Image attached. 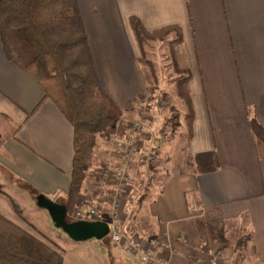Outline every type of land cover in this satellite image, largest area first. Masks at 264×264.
I'll list each match as a JSON object with an SVG mask.
<instances>
[{"label": "crops", "instance_id": "1", "mask_svg": "<svg viewBox=\"0 0 264 264\" xmlns=\"http://www.w3.org/2000/svg\"><path fill=\"white\" fill-rule=\"evenodd\" d=\"M78 4L100 84L122 109L148 92L130 19L138 18L150 31L176 27L192 104L191 133L182 156L212 152L217 158L215 168L207 172H199L182 157L166 161L163 138L148 128L143 147L147 149L152 137L157 142L152 165L158 175L135 205L133 200L122 203V228L146 246L168 240L170 248H156L162 257L181 264H209L206 246L211 241L222 246L227 229L237 224L243 232L239 239L247 234L242 246L233 245L238 261L264 260V153L251 125L256 120L264 129V0ZM115 146L110 153L116 152L119 160L121 152ZM73 155L72 124L52 99H44L40 83L6 55L0 35V169L51 199H64ZM89 181L80 196L95 189L87 188ZM23 190L29 194L22 202L25 211L39 210L35 196ZM0 214L31 233L3 193ZM84 242L94 253L84 254L75 264H141L108 237ZM56 247L52 248L63 253L67 264L65 252Z\"/></svg>", "mask_w": 264, "mask_h": 264}, {"label": "trees", "instance_id": "2", "mask_svg": "<svg viewBox=\"0 0 264 264\" xmlns=\"http://www.w3.org/2000/svg\"><path fill=\"white\" fill-rule=\"evenodd\" d=\"M130 21L141 50L139 63L144 64L148 61L144 58L146 45L176 29L150 31L138 18L132 17ZM175 33L178 36L175 42H180L179 31ZM0 35L6 55L40 83L44 99H52L73 126L70 188L64 199L54 200L66 205L68 220H76L71 213L93 164L97 139L109 134L110 126L122 116L123 109L100 84L78 0H0ZM182 70L186 77L179 80L177 92L186 108L184 118L189 140L190 75ZM151 77L155 83L154 71ZM150 88L149 93L155 90ZM251 125L259 146L261 141L264 147V129L256 120H252ZM216 160L212 152L185 157L186 163L195 164L199 172L213 170ZM22 184L34 196L40 193ZM0 193L7 194L20 213L13 197L4 189H0ZM246 240L239 239L237 245L242 246ZM0 264H64V255L0 214Z\"/></svg>", "mask_w": 264, "mask_h": 264}, {"label": "rangeland", "instance_id": "3", "mask_svg": "<svg viewBox=\"0 0 264 264\" xmlns=\"http://www.w3.org/2000/svg\"><path fill=\"white\" fill-rule=\"evenodd\" d=\"M176 36L175 31H169L164 37H161L162 39H154L146 45L144 58L148 61L145 64L140 63V65L146 74L147 87L155 88V90L139 95L134 104L131 103L123 109L122 116L110 126L109 134L105 137H98L94 149V161L86 177V180H95L94 183L89 181L87 188L95 189L91 191L88 189V192L86 190L83 196H79L71 215L75 208L81 205L84 208L99 209L107 219L111 218L112 211H114L115 216L120 221L119 211L122 203L133 200V205H135L137 199L144 193L148 182L158 175V171L152 165V162L157 159L158 150L155 149V146L158 144L152 137L151 143L145 144L147 149L143 147L144 144L140 140L143 138L142 130L146 132L149 128L153 132L155 129L154 132L159 133L163 138V145L165 146L163 157L166 161L177 157L178 159L181 157L185 159L186 156H182V150L186 148L189 128L187 121H184L186 108L182 99L178 97L177 88L179 80L185 78L186 74L182 70L185 65L183 48L179 46V42H175ZM153 71L156 74L155 83L151 77ZM136 121H140V125H137L134 130L133 123ZM116 133L119 136H116ZM125 134L133 137L131 144L134 149L132 153L130 152L131 155L129 154V169L125 175L121 176L118 173L120 172L118 164L120 165L121 162L117 159L116 152L110 153V150L114 148L117 141H126ZM141 147L142 150L138 151ZM260 148L264 153L261 141ZM143 162H145V166H143ZM126 181L128 184H125ZM22 185L21 181L0 169V189L11 194L17 203L20 215L25 218L24 226L35 237L37 236L52 247L57 248L56 246H59V249L65 252L67 264H75V260L81 257L85 258L84 254L94 253L92 250L94 247L90 244H83L86 243L84 241H75L61 228L54 227L47 209L39 207L36 203L35 205L39 210L35 208L25 211L22 202L26 200L25 197L29 194L23 190ZM114 203L118 204L117 207L113 206ZM240 228L237 224L230 226L227 229L229 232L225 233V241L222 242V246H216L214 241L206 246L209 264H211L212 259L217 264H264V260L250 262L246 259L238 261V251L232 248L235 244L237 248L239 237L243 234ZM245 235L247 234H244V238Z\"/></svg>", "mask_w": 264, "mask_h": 264}, {"label": "built area", "instance_id": "4", "mask_svg": "<svg viewBox=\"0 0 264 264\" xmlns=\"http://www.w3.org/2000/svg\"><path fill=\"white\" fill-rule=\"evenodd\" d=\"M140 121L133 123V128H137V125H140ZM141 127V126H140ZM143 130L141 134H143ZM129 134V133H128ZM128 134L125 135L126 141H118L116 147L120 150V165L118 164V169L120 168L119 175L123 176L128 171L129 167V154L132 153L134 147L131 142H133V137H129ZM144 135V134H143ZM143 144V138L140 139ZM123 148V149H122ZM142 147L138 149L141 151ZM131 155V154H130ZM145 164V162H143ZM123 184V183H122ZM125 184H128L126 181ZM117 203H114V207H117ZM114 211H112L111 218H108L99 210L94 207L84 208L81 205L77 206L73 211L72 217L76 220L83 219L89 221H105L109 225L108 238L114 242L122 245L127 252L134 258L135 261L140 262L141 264H181L175 262L169 258L162 257L158 255L156 248L161 246L165 249L170 248V242L168 240H158L154 243L146 246L144 242L135 234L129 230L122 228L120 221L115 216ZM211 264H217V262L212 259Z\"/></svg>", "mask_w": 264, "mask_h": 264}, {"label": "water", "instance_id": "5", "mask_svg": "<svg viewBox=\"0 0 264 264\" xmlns=\"http://www.w3.org/2000/svg\"><path fill=\"white\" fill-rule=\"evenodd\" d=\"M39 207L48 210L52 221L57 228H61L70 238L75 241L89 239L102 240L108 236L109 225L105 221L68 220L67 207L65 204L47 197L43 193L35 196Z\"/></svg>", "mask_w": 264, "mask_h": 264}]
</instances>
